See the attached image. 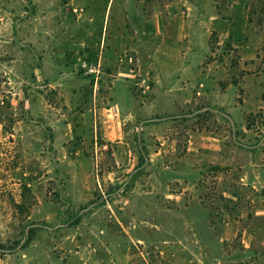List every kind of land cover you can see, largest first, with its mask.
Returning <instances> with one entry per match:
<instances>
[{
	"label": "rangeland",
	"instance_id": "1",
	"mask_svg": "<svg viewBox=\"0 0 264 264\" xmlns=\"http://www.w3.org/2000/svg\"><path fill=\"white\" fill-rule=\"evenodd\" d=\"M170 1L122 0L113 9L116 26L138 27L157 13L166 37ZM110 4L0 0V264H264L260 161L241 180L246 147L264 139V110H251L259 98L250 96L244 78L264 65L237 60L248 55L264 62V0H215L213 10L237 25L247 10L257 48L234 50L230 35L218 31L204 36V65L219 67L220 94L210 83L198 102L172 106L159 96L157 111L141 114L160 119L159 129L122 128L131 158L123 166L116 158L126 153L86 138L91 76L97 79L101 69L90 46ZM200 5L210 9L208 2ZM78 50L80 71L74 69ZM228 83L240 84L235 96L225 91ZM116 85L130 101L133 82ZM190 140L206 142V152L218 140L235 141L236 160L214 165L210 154L187 151ZM114 193L124 205L112 214L104 205Z\"/></svg>",
	"mask_w": 264,
	"mask_h": 264
},
{
	"label": "crops",
	"instance_id": "2",
	"mask_svg": "<svg viewBox=\"0 0 264 264\" xmlns=\"http://www.w3.org/2000/svg\"><path fill=\"white\" fill-rule=\"evenodd\" d=\"M75 1L85 4L91 0ZM110 1V6L106 7L100 18L99 38L90 46L96 50L90 59L100 64L101 69L97 79L93 76H91L94 79L93 82H91L92 78L88 79L92 86L90 108L86 113L89 121L86 138L89 142L93 140L94 144L102 139L106 146L114 144L113 147L117 149L118 154L126 153L122 159L116 158V163L123 166L126 162L129 163L131 158L130 153H127L128 149L124 147L126 139L122 134V128L127 125L140 130L159 129L160 119L151 116L141 117V114L149 115L157 111L159 96L168 99L172 106L183 105L192 100L198 102L199 99L208 95L207 86L210 83H212L210 86L212 90L215 88L212 92L220 94L221 90L217 83L219 67L213 69L214 63L204 65V59L209 52V45L203 39L204 36L211 31H218L224 37L230 35V45L234 50L256 49L259 42L255 40L258 39V33L245 14L246 9L241 10L242 20L237 25L234 18L226 20L220 17L214 11L215 9L213 10L215 0L170 1L166 5L170 20L168 29L165 30L168 34L166 37L162 35L164 28L157 13L144 19L138 27L132 24L129 27L123 25L122 30H119L116 22L120 16L115 14L113 9H117L122 0H117V3H115L116 0ZM204 1L210 5V9L206 12L199 7ZM91 19L94 20V18ZM227 21L230 23L229 28L225 26ZM133 28L135 32L140 31V37L128 36V30ZM75 53L74 69L80 71L78 61L82 60L81 55L79 50ZM237 60L240 65L246 67L256 64L264 65L263 57L244 55ZM126 63L133 64V67L126 66ZM107 70H111L110 73ZM245 77L246 82H250L248 89L253 92H250V96L259 98L257 105L251 110H264V100L260 99L264 91L263 68L256 75ZM250 77L255 80H247ZM105 81L111 82L112 85H106ZM117 82H133L135 92L132 95L129 94L132 98L130 101L124 100V95L120 94L121 90L117 88ZM239 85V83H228L225 91L231 90L235 96ZM106 89H108L107 92ZM235 144L234 141V145L225 146V143L218 140L210 144L211 151L206 152L201 148L207 145L206 142L190 140L187 151L210 154L213 158L211 163L214 165L232 166L233 161L236 160ZM263 146L264 139L259 144L246 147L250 165L247 167L251 170L246 169L245 175L241 177L242 181H246L247 173L250 171H258L255 168L257 167L255 161H260L259 169L264 172ZM161 151L162 148H159L158 151H154V154L159 155ZM257 151L259 153H255ZM125 202L127 203V199ZM122 203L119 194L114 193L105 200L104 206L114 214L113 210L123 206ZM118 223L120 224V221Z\"/></svg>",
	"mask_w": 264,
	"mask_h": 264
},
{
	"label": "built area",
	"instance_id": "3",
	"mask_svg": "<svg viewBox=\"0 0 264 264\" xmlns=\"http://www.w3.org/2000/svg\"><path fill=\"white\" fill-rule=\"evenodd\" d=\"M88 68H89V72L93 70L92 66H88ZM95 69H96V67H95Z\"/></svg>",
	"mask_w": 264,
	"mask_h": 264
}]
</instances>
